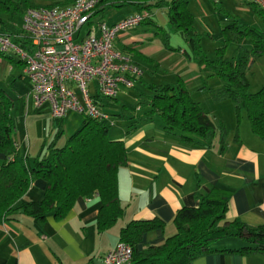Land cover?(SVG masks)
I'll list each match as a JSON object with an SVG mask.
<instances>
[{"label":"crops","instance_id":"crops-1","mask_svg":"<svg viewBox=\"0 0 264 264\" xmlns=\"http://www.w3.org/2000/svg\"><path fill=\"white\" fill-rule=\"evenodd\" d=\"M108 8L102 13L107 25L134 13L132 8H117L110 11L106 18ZM154 14L153 19L156 17L155 10ZM154 22L155 26L141 24L118 34L114 40L115 50L129 55L144 69L143 76L135 86L147 90L148 84H173V79L177 78L185 86L195 88L198 94L194 98L191 94V97L218 124L215 133L208 141L196 137H193L194 142L183 141L178 133L166 131L157 114L145 118L149 108L147 106L142 110L141 104L137 105L140 113H133L125 119L122 112L114 110L117 106L113 109L106 107L109 99L99 96L95 81L91 82V96L107 115V120L110 116L107 111L123 119L122 125L113 131L112 136L107 132L109 138L122 140L126 151V161L117 171V196L123 213L100 230V215L104 220L108 214L101 213L102 202L97 193L78 197L63 217L50 213L40 220L15 213L0 221V264H103V255L120 241L121 229L131 220L163 221L162 229L142 235L138 247L161 244L175 232L173 218L176 211L182 206L197 207L200 203L198 195L229 194L228 220H238L251 227L264 226V139L253 133L249 125L241 126L233 115L228 119L231 126L225 124L226 120L210 105V102H215V106H219L221 99L214 95V91L199 92L206 89L202 76L204 72L185 54L186 49L175 50L176 63H158V55L166 59L169 54L175 53L164 48L159 37L164 31L155 19ZM0 63L4 67L0 75V88L11 97L13 121L19 120L18 115L26 112V134L15 130L16 135L13 136L18 145L17 151L31 160L38 153L44 138L58 129L63 131L64 127H59L57 118L51 117L46 105L35 109L26 98L30 84L23 72V65L6 57H2ZM160 66L166 67L165 74L169 76L157 83V77H162L158 75ZM166 79H171V83L164 82ZM21 82L28 86L25 96L17 91V85ZM117 98L110 100L115 103ZM29 106L41 113L28 114ZM42 112L51 119L49 127L40 120ZM225 115L228 118L229 115ZM82 120L83 116L81 120L76 117L68 121L66 127L76 130ZM60 121L64 123L65 116ZM57 143L59 145V141ZM4 160L5 155L0 152V167ZM45 188L44 180H32L21 201L41 200ZM244 245L247 243L243 238L223 237L211 246L214 251L202 253L185 264H264V252L261 251L243 254L221 250Z\"/></svg>","mask_w":264,"mask_h":264},{"label":"trees","instance_id":"trees-1","mask_svg":"<svg viewBox=\"0 0 264 264\" xmlns=\"http://www.w3.org/2000/svg\"><path fill=\"white\" fill-rule=\"evenodd\" d=\"M73 1L38 4L32 0H0V27L4 29L0 33L21 32V27L15 28L14 31L8 30L6 16H23L25 10L30 7L67 6ZM97 1L89 21L104 20L102 13L107 7H126L132 8L134 13H148L149 16L139 25L155 26L154 10L166 9L168 24L175 30L183 31L190 47L192 53L185 50V54L189 58L198 59L210 69L212 75L221 80L214 95L220 99H231L237 113L242 108L252 132L264 139V86L250 92L246 76L251 62L264 55V29L239 24L233 16L231 24L224 29V42H240L244 36L249 35L250 46L242 50L237 59H224L221 50L216 59H209L202 53L199 36L193 25V15L187 8V0ZM217 1L213 0L214 3ZM249 4L264 22V8ZM13 40L21 45L26 43L25 39L21 38ZM0 56L23 65L22 61L13 55L0 53ZM147 88L150 94L146 104L149 109L145 118L157 114L166 131L178 133L186 142H194L193 137L208 141L215 133L218 124L191 97L189 89L181 79L176 85L152 83L148 84ZM11 109V97L0 88V152L5 155L4 163L0 167V221L15 213H23L40 220L50 213L63 217L78 197L94 193L101 198V213L108 214L104 220L100 215V230L122 215L123 210L117 196V171L126 161V151L122 140L108 137V126L105 124L107 119L82 114L81 125L69 135L63 145L59 146L57 143L62 134V129H58L44 138L38 153L30 160L27 155L18 154V145L12 135L14 121ZM37 178L46 182L42 199L21 201L31 181ZM198 197L200 203L197 207L182 206L176 211L173 218L175 232L161 244L138 247L145 232L164 227L161 220H131L121 229L120 241L129 243L132 247V264H185L202 253L214 251L211 244L229 236L243 238L247 245L236 249H221L222 251L243 254L264 252V226L251 227L238 220L226 218L229 194Z\"/></svg>","mask_w":264,"mask_h":264},{"label":"built area","instance_id":"built-area-1","mask_svg":"<svg viewBox=\"0 0 264 264\" xmlns=\"http://www.w3.org/2000/svg\"><path fill=\"white\" fill-rule=\"evenodd\" d=\"M243 1L264 8V0ZM97 3L74 0L67 6L30 7L23 14L20 33H0V53L23 63L30 84L26 98L35 109L46 105L53 118L71 110L107 119L91 96L90 83L95 81L99 96L115 98L121 89L133 88L144 74L129 55L115 50L114 40L139 25L148 13H133L112 25L89 21ZM14 38L26 43L21 45ZM103 264H132L131 245L119 241L103 255Z\"/></svg>","mask_w":264,"mask_h":264},{"label":"rangeland","instance_id":"rangeland-1","mask_svg":"<svg viewBox=\"0 0 264 264\" xmlns=\"http://www.w3.org/2000/svg\"><path fill=\"white\" fill-rule=\"evenodd\" d=\"M32 1L38 4H53L55 2H62L64 0H32ZM187 8L193 15V25L199 36L202 53L206 55L209 59H216L218 56V52H220V50L222 51L221 56H223L224 59H237L239 58L242 50L250 46L251 41L249 35L244 36L240 42L234 40H230L227 43L224 42V37H225L224 29L228 24H231L233 20L232 19L233 16L236 17V20L239 24H246L258 29H264V22H262V20L258 17L256 12H254L252 5L244 2L243 0H218L217 3H214L213 0H187ZM116 10L118 9L115 7L108 8L106 10V18L108 17V13L110 11L113 12ZM155 13H156V17H154V19L158 23L156 24L161 27L162 32L164 31L162 35L159 36L162 41V44L165 49L168 48L167 50L170 53L173 52L175 53L174 55L169 54L168 58L166 59H161L162 55L160 54L157 56L158 59L157 61L158 63L164 62V64L165 63L167 64V61L171 62L170 64H172L173 62L176 63L178 60L175 50L178 51L181 48L191 52L190 47L186 42L183 31L175 30L168 24L164 8L163 9L156 8ZM6 18L8 20V26H7L8 30L14 31L15 28H20L22 26L23 16L21 14L9 15L6 16ZM3 30L4 29L2 27L0 31ZM82 33H84V28ZM2 57L3 56H0V59H2ZM189 59L192 62L196 63V65L202 67V71L204 72L202 73V76L204 78V86L206 89L203 90H205L206 92L203 90H199V92H204V93H212L213 91L215 92L217 90V87L221 84V80L218 77L212 75L210 69L201 62H199L198 59H196L195 57H191ZM2 65L3 64L0 63V75L3 72V68H4ZM165 68L166 67L163 66L159 67L158 75H161L162 77L160 76L157 77V81H156L157 83L162 82L161 80L163 77L169 76V74H165L167 73L165 71ZM246 76L249 81L250 92H255L259 90L262 86H264V55L255 58L251 62V64L249 65L246 71ZM166 80L167 81L164 82L171 83V79H166ZM173 80L175 81L172 85H176V83L178 82L177 78H174ZM186 87L190 89L189 91L192 94L193 98L197 96L195 94H198V92L197 90H195V88L189 87V85ZM6 88L8 89L9 87L6 85ZM27 88L28 86L24 82L19 83L17 85L18 94L25 96L28 91ZM75 91L78 92L76 89ZM143 91L145 93H142ZM148 91H149L148 89L145 90L142 86L139 85H136L134 88L123 89V90L121 89L117 95L118 97L117 102L113 103L111 102L112 100H110L112 98H105V99H109L107 101L109 104L108 106L106 105V107L108 109H113L114 106H117L114 107V110L116 109L122 112L123 116L126 119L128 116H131V114L133 113L136 112L140 113V111H138L137 105L141 104L142 110H144L147 107L146 104L148 102V96H149ZM210 105L216 109V111L219 113L220 116L222 115L223 120H226L225 121L226 125L231 126L229 123L230 121L228 119H230L232 115L234 117V120H236V122L240 121L239 123L241 126L249 125L244 110L241 108L237 113L234 103L232 102L231 99L228 98L221 99V103L219 104V106H215V102H210ZM107 112L110 114V116L108 120H105V124L108 126L109 135L112 136L113 131L117 127H120L122 125L123 119L118 115H112V112L109 111ZM27 113L30 115L38 113L37 115H39L41 112L34 111V109L31 106H29ZM225 113L229 115L228 118L226 117ZM42 114L43 117L41 116L40 120H42V122H45L49 127L50 125L48 124L49 121L51 120L49 115L44 112H42ZM25 115L26 112L23 115H18L20 117L19 120L14 121L15 128L13 127L12 129L13 136L14 134L16 135L15 130H19L21 134L22 133L26 134L25 133L26 127L24 126ZM82 116H83L82 114H78L76 112L69 110L65 115L64 123H62L60 119H57V122L59 123V127L60 128L61 126L64 127V130L62 131V134L58 139L59 146L63 145L67 140V138L69 137V135L75 131V129L72 130L66 127L68 121L70 122L73 119H76V117L79 118V120H81ZM111 118L113 119L111 120ZM110 120L113 122V125L110 123ZM232 120L233 118L231 119V121ZM216 241H214L211 244V246L214 245Z\"/></svg>","mask_w":264,"mask_h":264}]
</instances>
